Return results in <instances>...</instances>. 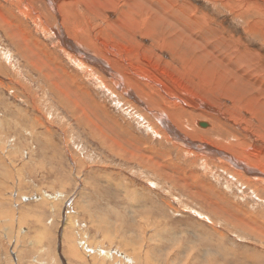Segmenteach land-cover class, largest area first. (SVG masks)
<instances>
[{
	"label": "rangeland",
	"instance_id": "1",
	"mask_svg": "<svg viewBox=\"0 0 264 264\" xmlns=\"http://www.w3.org/2000/svg\"><path fill=\"white\" fill-rule=\"evenodd\" d=\"M33 1L0 0V264H264V0Z\"/></svg>",
	"mask_w": 264,
	"mask_h": 264
},
{
	"label": "bare ground",
	"instance_id": "2",
	"mask_svg": "<svg viewBox=\"0 0 264 264\" xmlns=\"http://www.w3.org/2000/svg\"><path fill=\"white\" fill-rule=\"evenodd\" d=\"M17 2L16 3H14L15 5H16V7L18 8V10H19V13L20 14H24L25 16H32L31 15V13H30V7H31V4L32 3H34V1L33 0H16ZM48 1V3H49V14L51 15V16H60L61 17V21H63V23H68L69 22V17H68V15H69V12L67 11V10H65L64 9V6H65V8H66V6L69 4V3H67L66 1H63V3H62V6H63V8H61L62 6H61V3H60V1L61 0H47ZM22 3H24V5H22ZM47 3V4H48ZM231 3H233V2H231ZM234 3L235 4H237V6L239 5V3L238 2H236V1H234ZM45 4H46V2H45ZM22 5V6H21ZM234 5V4H233ZM43 16H45V14H43V13H41ZM40 15V14H39ZM37 16V15H36ZM61 32V30H59V33ZM28 35V34H27ZM30 37V36H29ZM61 38H62V45L64 46L63 48H70V49H72V50H75L77 53H79V54H81L82 53V55H84L85 57H88V58H90L89 57V55L86 53V50L81 46V45H76V43L75 42H72V41H69V37H66L65 36V34H64V31H62L61 32ZM24 41H27L26 39H24ZM78 42V41H77ZM26 43V42H25ZM27 44V43H26ZM36 45H38L39 46V44H37L36 43ZM40 48V47H39ZM41 49V48H40ZM91 59V58H90ZM98 63H100V64H97V67L98 68H100L102 71H104V72H106V70H107V68L105 67V66H103V65H101V64H104V62H102V61H98ZM9 64H11L12 65V63L10 62ZM14 65V64H13ZM12 65V66H13ZM13 68V67H12ZM14 69V68H13ZM122 76V79L124 80V82H125V85H123L122 83V86H120V85H118V87L120 88V90L123 92V93H127V90H129L128 89V86H127V84H128V80H127V78H126V76L125 75H121ZM128 97H133V95L131 94V92L127 95ZM142 105H144V104H142ZM160 115H162V113L160 112ZM207 123V122H206ZM198 124H199V122H198ZM200 125V124H199ZM201 126V125H200ZM207 126H208V123H207ZM177 127V126H176ZM203 127V126H202ZM206 127V126H205ZM179 129V128H178ZM170 132H174V133H177L176 132V130L175 129H173V130H170ZM179 134V133H178ZM183 136V135H182ZM187 139V138H186ZM107 140V139H106ZM197 145V144H196ZM198 146V145H197ZM200 146V145H199ZM229 149V148H228ZM218 153H221V154H223V152L219 149L218 151H217ZM250 154V153H249ZM225 156H227V155H225ZM248 156V155H247ZM258 160H260V157H259V153H258V155L256 154V155H254ZM230 157V156H229ZM249 157V156H248ZM253 157V156H252ZM251 158V157H250ZM263 159V158H262ZM149 160V159H148ZM233 160V159H232ZM232 160L230 159V161L232 162ZM240 161H241V159H239ZM254 166V165H253ZM249 167H251V166H249L248 165V168ZM255 167V166H254ZM251 169H253V168H251ZM255 170V169H254ZM257 173H259V171L257 172ZM254 176H257V175H254ZM259 176V175H258ZM262 175H260V177H261Z\"/></svg>",
	"mask_w": 264,
	"mask_h": 264
},
{
	"label": "water",
	"instance_id": "3",
	"mask_svg": "<svg viewBox=\"0 0 264 264\" xmlns=\"http://www.w3.org/2000/svg\"><path fill=\"white\" fill-rule=\"evenodd\" d=\"M199 124H200L201 126H203V127L207 126V123H206V122H200Z\"/></svg>",
	"mask_w": 264,
	"mask_h": 264
}]
</instances>
